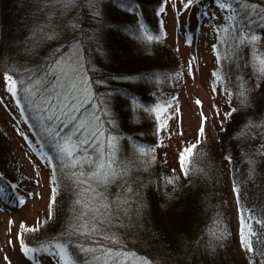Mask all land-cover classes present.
I'll list each match as a JSON object with an SVG mask.
<instances>
[{
  "label": "trees",
  "instance_id": "obj_1",
  "mask_svg": "<svg viewBox=\"0 0 264 264\" xmlns=\"http://www.w3.org/2000/svg\"><path fill=\"white\" fill-rule=\"evenodd\" d=\"M108 1L114 8L94 17L97 22L83 74L90 83L93 101L98 104L93 112L99 117L102 135L117 141L114 151L115 160L121 165L119 175L110 177L107 183H99L98 178L92 177L91 165L84 159L89 156L95 160L92 148L72 159H57L54 141L46 133L47 121L43 126L40 121L35 124L34 112L24 101L21 89L26 84L36 88L33 95L39 101L35 81L44 76L49 65L59 60L69 45L60 49L45 43L39 50L32 49L35 53H25L24 68H18L21 71H3L18 83L19 102L47 153L53 157L58 180L51 218L38 229L33 245L59 244L69 250L76 264H112L108 259L112 253L116 255L113 263L122 252L143 257L146 254L140 250L146 244L162 243L165 249L169 245H184L197 237L198 224L202 233L213 234L212 238L217 239L223 225L214 220V214L231 175L242 207L260 222L254 225L253 250L243 249L234 260L240 259L239 264H264V24L260 19L264 15V0H230L235 21L216 44V59L226 78L230 113L232 109L236 111L226 120L219 142L214 143L216 148L207 141L197 145L188 164L186 181L169 186L167 191L160 182L162 166L151 167L148 159L128 151L129 145L141 148L157 145V122L152 108L167 100L168 83L175 72L177 55L161 38L159 14L163 0ZM200 1L205 0H197ZM48 5L46 0H0V61L6 60L11 52L12 40L26 39L37 25L46 24ZM127 7L136 8L137 16ZM146 34L161 39L149 40ZM56 78L49 75L40 87L55 82ZM102 151L107 162L113 149L103 144ZM11 155L8 137L0 123V182L4 185L16 181L6 169ZM89 184L103 194L110 219L101 222L96 201L85 203L87 196L82 195V189ZM128 187L131 192L125 191ZM164 193L173 194L172 198L177 200L171 209L161 205ZM117 194L128 203H119ZM152 230L161 235L160 243L148 234ZM135 233L141 244L134 243L138 241ZM199 238L195 246H199ZM196 255L197 251L191 247L188 261L204 264L194 259ZM207 260L212 262L209 256ZM222 260L216 264H232Z\"/></svg>",
  "mask_w": 264,
  "mask_h": 264
},
{
  "label": "rangeland",
  "instance_id": "obj_2",
  "mask_svg": "<svg viewBox=\"0 0 264 264\" xmlns=\"http://www.w3.org/2000/svg\"><path fill=\"white\" fill-rule=\"evenodd\" d=\"M228 7L229 10L225 11L218 8L214 0H205L197 4L195 2L185 10L180 0H175V3L163 0L161 8L163 11L160 9L159 14L162 21L161 38L177 55L175 72L168 83L167 100L152 108L157 122V145L149 148L133 145L127 147L133 155L135 152L148 159L151 167L158 164L162 166L163 179H160V182L165 186L166 191L169 186L173 187L176 183L181 185L186 181L180 163L182 151L193 144L197 147L206 141L211 144L219 142L228 119L226 116L230 113V108L226 100L227 82L222 67L216 59V44L227 34L228 27L235 21V15L232 21L226 20V17L233 16L234 13V8L230 4ZM109 8H114V5L108 0H71L68 6L50 4L47 9L46 24L39 26L50 39L40 40L31 35L26 39L21 38L20 41L14 39L9 42L11 54H7V59L3 62L0 61V69H2L0 70V123L5 129L12 150L6 169L16 179L14 184H6L4 190L0 185V189L3 190L0 194V264H76L69 250L59 244H54L55 247L33 245L38 229L51 218L58 180L55 177L53 157L47 153L44 144L36 135L31 120L24 114L22 104L6 90L8 74L3 71L23 69L26 54L35 53L32 49L39 50L45 43L49 42L55 48L69 45L68 48L63 49L64 53L59 58L60 65L68 69L70 75L73 71L76 72L78 86L88 99L85 108L90 107L89 110L96 111L98 104L93 101L90 83L83 74L84 63L91 45V33L97 22L94 17L103 15ZM127 9L137 16L136 8L127 7ZM146 35L154 37L153 39H161L154 34ZM7 60H10L9 63H5ZM16 88L18 91L17 82ZM35 91L36 88L26 84L23 88V96L33 95ZM197 101L200 103L197 104ZM18 103L21 107H18ZM28 106L34 112L32 117L35 124H38L40 120L37 118L35 107L29 104ZM202 116L207 117V120L204 124V135L197 143ZM41 125L43 126L42 123ZM100 139L107 146L110 142L116 146L115 139H109L102 134ZM212 147L215 149V144ZM191 158L192 155L185 159V171ZM229 176L226 180L228 184L222 189L218 209L214 214V220L223 225L217 239L223 234L224 241L212 238L213 234L202 233L203 230L198 224L196 234L200 237L199 246H195L197 237H193L190 242L186 241L184 245H169L167 249L162 243L161 246L155 243L150 246L146 244L140 251L147 256L139 257L133 253L122 252L117 254L116 259H119L121 264H149V262L150 264H192L188 261L192 247L197 251L194 259L204 261V264L207 262L216 264L221 259L224 262L227 260L232 264H239L240 259L234 260L235 256L240 255L245 249L241 245V216L249 221L243 224V231L251 246L256 234L254 225L260 222L249 209L242 207L238 188L233 185ZM165 193L161 205L171 209L177 200L175 197L172 198L173 194L169 196ZM21 200L23 203L20 202ZM187 228L189 229L190 226ZM137 233L135 238L138 241L134 243L141 244ZM148 234L160 243L162 237L156 230ZM18 237L22 238L26 248L35 246L34 249L37 251L25 254ZM9 241L12 243L9 244ZM206 242L213 244L215 252L208 250ZM207 255L212 262L207 260ZM4 257L8 260L5 261ZM115 257L116 255L108 256L109 262L115 264V261L113 263Z\"/></svg>",
  "mask_w": 264,
  "mask_h": 264
},
{
  "label": "snow or ice",
  "instance_id": "obj_3",
  "mask_svg": "<svg viewBox=\"0 0 264 264\" xmlns=\"http://www.w3.org/2000/svg\"><path fill=\"white\" fill-rule=\"evenodd\" d=\"M46 2L49 4H64L65 6H68L71 0H46ZM170 2L175 3V0H170ZM195 2H197V0H180V3L185 10L191 7ZM214 2L218 8L225 11L229 10L228 5L230 4V0H214ZM161 11H163V9H161ZM232 19V16L226 17L227 21H232ZM260 19L262 24H264V15H261ZM30 35L38 37L40 40L50 39V37L47 36V33L43 32V29L40 28L39 25L30 32ZM153 38L154 37L152 36L148 37L149 40H152ZM252 39H255V37L253 36ZM189 69L191 70V64L189 65ZM49 75L57 77L55 82L49 81L47 86L41 88L40 85L45 83L46 78ZM76 75L75 71L70 75L68 69L62 68L59 60L54 61L52 65H49L44 76L35 81L39 92V101L36 100L34 95H25L24 101L30 106L35 107L37 118L40 120V123L44 124L45 121H47V124H45L46 133L49 138L54 141L57 149V159L62 160L64 157L72 159L77 153L82 154L86 152L87 149L92 148L93 152L96 153L95 160H92L89 156L84 157L85 161L91 165V176L98 178L99 183H107L110 177H115L120 174L121 165L117 164L115 160V144L110 142L109 147L112 148L113 151L108 154L106 162L102 151L103 141L100 139L102 133L100 130V123L98 122L99 117L93 111L85 108L88 99L78 86ZM9 81H11L10 84ZM6 90L9 91L17 101H19L16 81L11 75L6 76ZM21 91H23V89H21ZM241 96L243 97L244 93H241ZM243 102L244 101L242 100L241 103ZM199 103L200 102L197 101V104ZM18 107H21L19 103ZM235 111L236 109H232V112L227 114L226 118L230 117ZM206 120L207 117L202 116L197 143L200 142V137L204 135V124ZM114 139L115 138H113V140ZM195 147L196 144L190 145L181 153V170L185 175H187V171H185V159L191 157L192 151ZM51 159L52 158L49 156V160ZM229 159L231 158L229 157ZM72 166L75 167V163H73ZM171 182L172 181H169V183ZM2 191L3 190L0 189V194H2ZM125 191L131 192V188L128 187ZM82 195L87 196L85 201L86 204L89 201H96L99 204L96 213L101 217V222L110 219V209L102 193L97 192L96 189L89 184L86 188L82 189ZM117 200L121 204L128 203L127 199L120 197L119 194H117ZM20 202L23 203V200ZM101 209H103L102 212ZM124 211L127 213V209H124ZM247 222L249 221H246L245 218L241 216V245L251 252L253 250L252 246L250 245L249 240L245 238V233L243 231V224ZM95 230V226H93V231ZM223 238V234L218 237V239L221 240ZM18 239L21 240V247L25 254L37 251V249L34 248H26L23 244L22 238L18 237ZM11 243L12 242L9 241V244ZM206 245L209 251L215 252V247L211 242H206ZM53 247H55V245H53ZM111 255L115 256V253H112ZM4 259L5 261L8 260L7 257H4ZM115 264H121L120 260L116 259Z\"/></svg>",
  "mask_w": 264,
  "mask_h": 264
}]
</instances>
